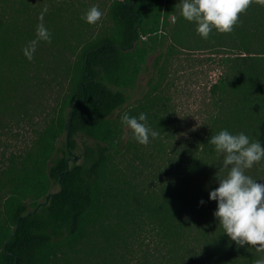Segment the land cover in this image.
Here are the masks:
<instances>
[{
    "label": "trees",
    "instance_id": "trees-1",
    "mask_svg": "<svg viewBox=\"0 0 264 264\" xmlns=\"http://www.w3.org/2000/svg\"><path fill=\"white\" fill-rule=\"evenodd\" d=\"M46 4L0 0V264L264 258L213 215L208 190L228 169L207 140L228 129L264 143V6L254 0L233 31L213 28L205 39L180 14V0H111L98 27ZM40 23L52 39L29 60L22 49ZM156 48L147 90L126 110L146 113L158 132L140 144L118 110ZM205 51L220 74L200 122L174 130L162 93L171 58ZM245 172L264 183V159Z\"/></svg>",
    "mask_w": 264,
    "mask_h": 264
},
{
    "label": "clouds",
    "instance_id": "clouds-1",
    "mask_svg": "<svg viewBox=\"0 0 264 264\" xmlns=\"http://www.w3.org/2000/svg\"><path fill=\"white\" fill-rule=\"evenodd\" d=\"M254 0H180V14L188 21L195 22L196 31L205 39L213 28L219 32H231L244 12ZM264 6V0H255ZM104 15L95 4L90 6L82 18L94 24ZM50 30L40 23L36 27V37L22 49L31 60L37 43L50 42ZM124 125L132 130L134 139L140 144L149 143L150 137L158 132L147 123V114L140 112L138 117L125 112L121 116ZM208 143L214 146L222 156L221 168H227V175L217 176L218 186L208 190V198L216 201L214 217L218 218L227 236L239 246L254 245L264 249V183L246 174L254 163L264 159V143L250 140L240 131L230 132L221 129L208 137ZM199 203L203 204V198ZM253 264H264V258Z\"/></svg>",
    "mask_w": 264,
    "mask_h": 264
},
{
    "label": "rangeland",
    "instance_id": "rangeland-1",
    "mask_svg": "<svg viewBox=\"0 0 264 264\" xmlns=\"http://www.w3.org/2000/svg\"><path fill=\"white\" fill-rule=\"evenodd\" d=\"M111 0H47L45 10L55 12L71 11V21L74 24L87 23L83 13L93 4L97 5L104 15L94 24L100 26L106 24L105 12ZM73 10V11H72ZM106 21V22H105ZM81 26H83L81 24ZM166 41L163 42L165 45ZM160 46V45H159ZM158 48L146 58L141 72L137 78V86L130 90L131 99L118 110V116H122L147 90V81L154 74V58ZM208 52H186L176 54L171 58L168 74L164 80L162 90L166 96L168 108L173 117L174 130L187 133L189 128L197 125L201 120L204 107L209 100V86L220 74V69L210 59ZM199 59V60H198Z\"/></svg>",
    "mask_w": 264,
    "mask_h": 264
},
{
    "label": "water",
    "instance_id": "water-1",
    "mask_svg": "<svg viewBox=\"0 0 264 264\" xmlns=\"http://www.w3.org/2000/svg\"><path fill=\"white\" fill-rule=\"evenodd\" d=\"M71 158H73V159H77V156L76 155H73V156H71ZM48 197H49V195H47V198L46 199H48ZM19 221V220H18Z\"/></svg>",
    "mask_w": 264,
    "mask_h": 264
}]
</instances>
